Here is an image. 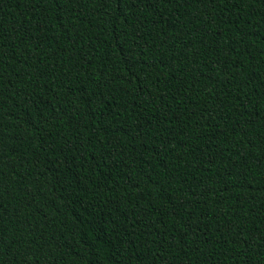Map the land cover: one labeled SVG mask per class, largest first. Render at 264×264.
I'll use <instances>...</instances> for the list:
<instances>
[{"label":"trees","instance_id":"trees-1","mask_svg":"<svg viewBox=\"0 0 264 264\" xmlns=\"http://www.w3.org/2000/svg\"><path fill=\"white\" fill-rule=\"evenodd\" d=\"M0 264H264V0H0Z\"/></svg>","mask_w":264,"mask_h":264},{"label":"snow or ice","instance_id":"snow-or-ice-1","mask_svg":"<svg viewBox=\"0 0 264 264\" xmlns=\"http://www.w3.org/2000/svg\"><path fill=\"white\" fill-rule=\"evenodd\" d=\"M0 244H2V240H0Z\"/></svg>","mask_w":264,"mask_h":264}]
</instances>
